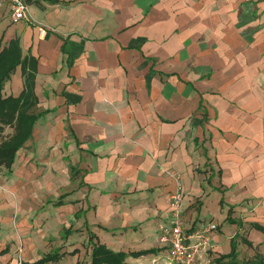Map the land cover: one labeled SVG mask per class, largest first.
Here are the masks:
<instances>
[{
  "label": "crops",
  "instance_id": "0c3cea01",
  "mask_svg": "<svg viewBox=\"0 0 264 264\" xmlns=\"http://www.w3.org/2000/svg\"><path fill=\"white\" fill-rule=\"evenodd\" d=\"M25 1L17 23L0 10V49L18 40L22 58L36 61L33 113L46 115L16 155L18 174L40 177L34 158L44 155L94 241L157 249L125 262L164 264L158 229L174 195L181 209L198 199L207 218L215 192L220 210L221 201L237 208L242 198L224 196L234 184L249 191L244 178L264 194V0ZM22 90L19 66L2 95ZM15 172L4 184L19 192ZM10 194L2 210L19 212ZM221 242L216 234L212 253H228Z\"/></svg>",
  "mask_w": 264,
  "mask_h": 264
},
{
  "label": "rangeland",
  "instance_id": "374dc122",
  "mask_svg": "<svg viewBox=\"0 0 264 264\" xmlns=\"http://www.w3.org/2000/svg\"><path fill=\"white\" fill-rule=\"evenodd\" d=\"M7 129L9 128H6V126H0V144L7 135L11 134V130ZM35 156L34 159L37 161L36 171L42 172L41 176L35 179L27 178L26 176L25 178L20 177L18 174L20 168L15 162L16 159L11 167L12 172L9 175H5L3 166H0V258L6 256L7 261H4L2 264H34L44 255L53 254L55 250H58L59 254L64 253L65 256L54 264L87 263L90 260L91 242L89 241L90 233L88 227L86 223L83 224V222H86L84 217L86 212L80 209L73 214L72 210V212L66 210V207L79 208L78 205H73V207L68 206L67 204L70 201H65L66 197L70 195L66 192L67 189H64V186L61 188V184H66V178L59 179L55 175L52 176L51 169H54L52 163L48 159L47 163H44L42 160L44 155L41 158L37 154ZM68 163L70 162L68 161ZM32 164L33 160L27 164L26 169L33 170ZM63 165L67 167V163H63ZM13 171H16L15 175L19 176L18 180L15 179V182L21 183L19 192L13 187L5 186L6 184H4L6 179L13 175ZM60 175L61 173L57 172V176ZM75 176L77 175L71 172L69 192H73V189L77 186L76 183L79 179H75ZM251 181L248 178H244L241 182V184L244 183V186H247V189H249L243 195L241 193L245 190L234 184L232 192L228 191V194L224 196L227 201L233 200L235 195H238V198H242V200L239 199L240 204L236 206V209L235 207L225 205L223 202L221 206L225 211L220 210L219 200L223 195L218 192H215L210 197L209 215L207 218L202 215V206L198 199L192 200L186 209L182 205L181 209L185 227H189L192 223L200 224V222L214 220L217 225V231L213 235L216 236L217 234L222 238L221 243L222 245H227L225 249L228 253L231 248V242L236 244L239 264L252 260L256 254H261L260 252L264 256V234L253 230L250 225L251 222H258L264 225V194L259 195V190L251 187ZM57 185L58 188H56ZM9 191H12L13 194L11 195ZM6 192L8 195L10 194L14 197L15 204L20 206L19 212L16 210L14 204H12L11 209L2 210L1 205L6 198L3 194ZM234 192L237 194H234ZM61 197L64 203L60 206L54 205ZM21 198L26 200L27 205L25 207L20 205ZM76 203L79 202H74V204ZM228 210L232 211L231 217H233L235 224H230L227 221ZM212 217L213 219H211ZM230 237L233 238H231L232 241L229 239ZM249 238L251 239L252 247H248L242 241ZM2 251L6 253L1 254ZM162 251L164 252V250ZM217 255L220 256L221 254L207 252L204 256L206 257L204 262L201 259L195 261L193 264H207L208 262V264H215L214 260L218 257ZM159 262L170 264L167 259H165V262L163 259H160ZM223 264H227L226 261Z\"/></svg>",
  "mask_w": 264,
  "mask_h": 264
},
{
  "label": "trees",
  "instance_id": "16d2710c",
  "mask_svg": "<svg viewBox=\"0 0 264 264\" xmlns=\"http://www.w3.org/2000/svg\"><path fill=\"white\" fill-rule=\"evenodd\" d=\"M19 66L23 78V90L16 98H4L2 95L4 83L9 80ZM36 72V61L32 58H22L18 40L11 41L6 48L0 49V126H6V128L12 131V133L7 135L0 144V166H3L2 168H4L5 175L11 174V167L16 159L17 153L31 138L36 122L46 115V112L37 115L33 113L34 106L37 105L38 102L34 93ZM62 201L63 198L61 197L54 205L60 206L64 203ZM220 203H222V201ZM231 212V210L228 211L227 221L230 224H235L234 220L231 218ZM250 225L253 230L264 234V226L260 223L251 222ZM193 229L194 228H189L187 231ZM95 238V235L90 234V261L84 264H127L125 261L128 257L136 259L159 251L157 249H150L130 253L114 252L98 241H94ZM242 241L248 247H252L250 241L246 239ZM162 250L165 251V248H162L160 251ZM4 253L6 252H1V254ZM64 256V253L59 254L58 250H55L53 254L44 255L34 264H54L59 262ZM237 257V246L231 242L229 253L218 256L214 261L215 264H223L224 261H226L227 264H239ZM242 264H264V256L256 254L252 260H247Z\"/></svg>",
  "mask_w": 264,
  "mask_h": 264
},
{
  "label": "built area",
  "instance_id": "2783aa9c",
  "mask_svg": "<svg viewBox=\"0 0 264 264\" xmlns=\"http://www.w3.org/2000/svg\"><path fill=\"white\" fill-rule=\"evenodd\" d=\"M1 9H6L13 23L22 21L27 16L25 0H0ZM167 219V224L158 229V241L167 248V260L170 264H193L213 249V234L217 231V225L205 222L187 231L181 214L179 195L171 198Z\"/></svg>",
  "mask_w": 264,
  "mask_h": 264
}]
</instances>
